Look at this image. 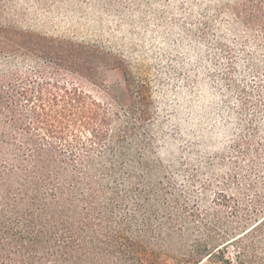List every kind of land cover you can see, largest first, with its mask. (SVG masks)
<instances>
[{
    "label": "rangeland",
    "instance_id": "obj_1",
    "mask_svg": "<svg viewBox=\"0 0 264 264\" xmlns=\"http://www.w3.org/2000/svg\"><path fill=\"white\" fill-rule=\"evenodd\" d=\"M240 2L0 0L3 26L107 53L101 79L119 107L128 102L127 70L143 86L151 116L136 120L129 143L151 172L136 164L135 174L159 189L154 229L166 235L162 225L180 221L175 240L143 249L147 264H175L199 243L215 244L264 192V45L232 13ZM43 66L32 55L0 54V72L33 78ZM83 88L109 102L95 84ZM228 248L225 257L234 258Z\"/></svg>",
    "mask_w": 264,
    "mask_h": 264
},
{
    "label": "trees",
    "instance_id": "obj_2",
    "mask_svg": "<svg viewBox=\"0 0 264 264\" xmlns=\"http://www.w3.org/2000/svg\"><path fill=\"white\" fill-rule=\"evenodd\" d=\"M234 9L264 45V0ZM9 52L39 57L44 66L33 78L0 72V264H147L143 249L165 236L175 240L180 221L164 223L166 235L154 229L159 189L135 174L136 164L151 172L129 143L136 120L151 116L143 86L127 70L128 102L119 107L101 79L107 53L0 24V54ZM83 84H95L109 102ZM242 211L215 244L199 243L175 264H264V192ZM228 246L234 258L225 257Z\"/></svg>",
    "mask_w": 264,
    "mask_h": 264
}]
</instances>
